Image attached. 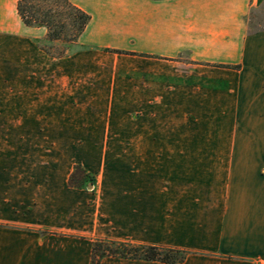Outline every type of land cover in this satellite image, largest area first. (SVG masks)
Instances as JSON below:
<instances>
[{
	"label": "crops",
	"instance_id": "1",
	"mask_svg": "<svg viewBox=\"0 0 264 264\" xmlns=\"http://www.w3.org/2000/svg\"><path fill=\"white\" fill-rule=\"evenodd\" d=\"M18 1L0 0V264H89L94 239L264 264V28L245 21L264 0H69L89 16L81 45L138 55L121 59L134 74L98 77L49 74ZM80 98L98 104L94 133ZM114 114L135 123L115 136ZM65 145L83 147L90 192L47 169ZM107 146L123 147L118 164Z\"/></svg>",
	"mask_w": 264,
	"mask_h": 264
},
{
	"label": "rangeland",
	"instance_id": "2",
	"mask_svg": "<svg viewBox=\"0 0 264 264\" xmlns=\"http://www.w3.org/2000/svg\"><path fill=\"white\" fill-rule=\"evenodd\" d=\"M22 1V0H20ZM18 1L17 4L20 2ZM71 5H73L69 0H67ZM30 8H32V13H36L37 21H47L49 24V28L45 26L38 25V23H32V26L29 28H41L45 34L42 39L38 40L36 45L40 52L44 57L48 59V73H60L63 72L65 75L70 74H79L81 76L91 75L102 76L107 75L109 73L115 72V74H134L137 68L139 67L136 62H125L121 59H125V57H137L138 55L135 53H131L128 51L118 50V49H110V48H91L81 45L79 42L80 36L74 38L75 29H74V12L67 4L63 2V0H31ZM74 6V5H73ZM17 8V5H16ZM17 11V9H16ZM85 13V12H84ZM18 15V13H17ZM27 16V14H25ZM19 16V15H18ZM20 18V17H19ZM21 20V19H20ZM248 31L252 32L255 30H260L264 28V4L260 7L255 8L249 12V15L245 18ZM22 22V21H21ZM23 23V22H22ZM26 26V25H25ZM28 27V26H26ZM86 28V27H85ZM49 30L54 34L58 35V39L50 40L48 38ZM85 30V29H84ZM112 57L115 59L113 62L109 58ZM59 61H63L62 69L57 63ZM62 71H61V70ZM76 85H80V88L83 87L85 83H75ZM99 84V83H98ZM97 84V85H98ZM90 99L80 98L77 102L78 114H75L74 117H78L76 119L77 124L79 126L84 127L87 130V133H94L95 129L93 127H102L103 122L95 121L99 115L95 114L99 112V107L97 102L90 105L88 103ZM87 102V103H86ZM89 108V111L92 113H86V109ZM133 118L130 120H125L126 117ZM112 117V115H111ZM136 114L124 115V114H114L113 119L108 118L105 122L107 126L108 133H116L115 136H119V131L121 128L127 127V125L131 123H135ZM163 117V118H162ZM128 118V117H127ZM128 118V119H129ZM167 115H161V124H165V119ZM132 120V121H131ZM67 132V131H65ZM75 148V149H74ZM83 147L78 146H69L65 145L62 150L63 154H59L55 158L48 157V170L50 169H58L62 170L64 173L74 170L75 167H79V175L77 176V180L75 183L80 182V176L86 177L84 178V182L81 181V186L79 188L69 187L73 189H82L88 190L89 192L92 190V187L95 185V175L89 174L85 168L80 163L73 161V155L75 150L82 149ZM94 148V147H87ZM106 149L104 152V160L106 161H118L120 159V149L123 147L119 146H107L102 147ZM225 152H228V148H225ZM90 156V155H89ZM87 156L86 159L88 163H92L91 166L95 165V160L91 159L92 156ZM55 161V162H53ZM97 161V160H96ZM96 166V165H95ZM118 168V167H117ZM70 173V174H71ZM69 178V177H68ZM68 182V180H67ZM103 240V239H94ZM109 241V240H108Z\"/></svg>",
	"mask_w": 264,
	"mask_h": 264
},
{
	"label": "trees",
	"instance_id": "3",
	"mask_svg": "<svg viewBox=\"0 0 264 264\" xmlns=\"http://www.w3.org/2000/svg\"><path fill=\"white\" fill-rule=\"evenodd\" d=\"M31 0H22L17 4V13L24 25L31 27L32 23H38V25L45 26L49 28V23L47 21H37L36 13H32V8H30ZM74 12V38L80 36L85 27L89 22V16L84 13L79 8L71 5L67 0H63ZM27 14V16L25 15ZM48 38L50 40L58 39V35L54 34L49 30ZM78 166L74 168L72 173L68 178V186L73 188H79L84 182L83 176H80V182L77 184L76 178L79 175ZM90 262L89 264H100L101 260L104 258H117L126 260H139L144 262H158L161 264H181L187 253L180 250L156 247V246H144V245H134L131 243H120L108 240H96L91 242L90 247Z\"/></svg>",
	"mask_w": 264,
	"mask_h": 264
}]
</instances>
